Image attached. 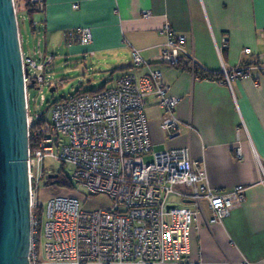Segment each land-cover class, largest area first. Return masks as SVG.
Returning <instances> with one entry per match:
<instances>
[{"label": "built area", "instance_id": "2783aa9c", "mask_svg": "<svg viewBox=\"0 0 264 264\" xmlns=\"http://www.w3.org/2000/svg\"><path fill=\"white\" fill-rule=\"evenodd\" d=\"M30 2L37 11L44 7V0ZM149 15V11L144 13ZM32 24L36 27L38 21L33 20ZM162 31L167 35L162 60L173 65L188 61L194 77L201 78L198 72L202 66L184 47L186 36L177 33L169 23L163 25ZM67 35L85 44L93 40L90 27L73 28ZM245 51L250 53L252 49ZM53 58L49 54L38 62L22 54L24 71L28 70L25 84L31 264L42 260L71 264L186 263L191 227L202 212L203 201L213 210L209 222L223 221L244 201L247 187L240 184L227 192L216 190L189 146H153L146 112L149 95L159 98L165 113L162 126L170 137L191 126L175 114L181 99L169 94L161 70L146 74L127 72L100 92L55 101L34 123L29 86L47 82L43 71ZM132 58L136 67L147 63L136 48ZM222 72L224 77L220 81L231 87L242 78L264 77V64H245ZM149 153L153 155L150 161L145 159ZM237 154L241 156L239 149ZM47 157L70 166L72 176L61 170L45 171ZM44 177L63 186L78 184L90 197L105 196L110 205L86 209L78 197L58 195L49 200L44 210L36 197ZM171 195L177 199L170 200Z\"/></svg>", "mask_w": 264, "mask_h": 264}, {"label": "crops", "instance_id": "0c3cea01", "mask_svg": "<svg viewBox=\"0 0 264 264\" xmlns=\"http://www.w3.org/2000/svg\"><path fill=\"white\" fill-rule=\"evenodd\" d=\"M35 11L32 21L38 25L33 29L44 30L46 41L57 45L59 56L75 67L95 70L92 81L103 78L101 87L127 72L161 70L169 94L181 99L175 114L191 126L170 137L162 126L165 113L159 98L149 95L146 112L153 146H189L216 190L247 187L244 201L223 221L209 222L213 210L203 201L182 264H264V77L242 78L231 87L220 81L225 68L264 64V0H44V7ZM165 23L186 36L184 47L202 66L201 78L194 77L188 61L173 65L162 60ZM79 26L92 29V42L68 37ZM248 47L252 52L245 51ZM133 48L145 65L134 66ZM49 54L53 63L56 54Z\"/></svg>", "mask_w": 264, "mask_h": 264}, {"label": "water", "instance_id": "95a60500", "mask_svg": "<svg viewBox=\"0 0 264 264\" xmlns=\"http://www.w3.org/2000/svg\"><path fill=\"white\" fill-rule=\"evenodd\" d=\"M22 54L15 0H0V264H31L28 70Z\"/></svg>", "mask_w": 264, "mask_h": 264}, {"label": "rangeland", "instance_id": "374dc122", "mask_svg": "<svg viewBox=\"0 0 264 264\" xmlns=\"http://www.w3.org/2000/svg\"><path fill=\"white\" fill-rule=\"evenodd\" d=\"M17 1L15 0V3ZM17 15L20 31L24 38V43L22 44L24 55H29L31 58L41 62L48 52L56 54L54 62L43 71L47 82L35 86L30 85L29 87L32 121H36L55 101L70 97L77 92H92L99 89V86L104 83V79H99L98 77L96 82L92 81L97 76L95 70L86 71L83 68H77L73 61H67L64 57H60L57 45L50 40L46 41L45 31L42 30L40 32L33 29L32 17L27 14L25 9H20ZM53 87L55 89L51 90ZM145 159L150 161L153 159V155L150 153L145 154ZM44 164L45 171L57 172L61 170L63 174L65 173L69 177L73 174V169L70 166H63L59 160L53 157H47ZM58 195L76 196L86 209H97L110 205V201L105 196L90 197L85 188H82L78 184H75V187L63 186L56 183L49 184L46 177L42 178L36 191L39 205L45 210L49 200ZM172 199L176 200L177 196L171 195L170 200ZM178 201L181 203L180 199Z\"/></svg>", "mask_w": 264, "mask_h": 264}, {"label": "trees", "instance_id": "16d2710c", "mask_svg": "<svg viewBox=\"0 0 264 264\" xmlns=\"http://www.w3.org/2000/svg\"><path fill=\"white\" fill-rule=\"evenodd\" d=\"M16 9H17V11H19L20 9H25L26 11H27V14L29 15V16H31V17H33V15L36 13V11H35V9L33 8V5H32V3L30 2V0H18L17 2H16ZM32 86H35V85H32ZM108 87V86H107ZM106 86H103V87H99V89H97V90H93L92 92H89V91H86V92H77V93H75V94H72V95H76V94H80V93H96V92H100V91H102L103 89H105V88H107ZM65 98H69V97H65ZM65 98H62L61 100H63V99H65ZM60 100V101H61ZM59 101V100H58ZM29 106H30V116H31V112H32V110H31V105H30V103H29ZM48 109V108H47ZM47 109H46V111H47ZM46 111L41 115V116H43V115H45L46 114ZM41 116H39L38 117V119L41 117ZM37 119V120H38ZM37 120L36 121H34V123L35 122H37ZM49 184L51 183V182H48Z\"/></svg>", "mask_w": 264, "mask_h": 264}, {"label": "clouds", "instance_id": "9594fccd", "mask_svg": "<svg viewBox=\"0 0 264 264\" xmlns=\"http://www.w3.org/2000/svg\"><path fill=\"white\" fill-rule=\"evenodd\" d=\"M16 4V3H15ZM18 12V11H17ZM33 25V24H32Z\"/></svg>", "mask_w": 264, "mask_h": 264}]
</instances>
